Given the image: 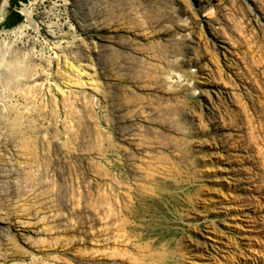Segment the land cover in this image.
Returning <instances> with one entry per match:
<instances>
[{
  "label": "rangeland",
  "instance_id": "1",
  "mask_svg": "<svg viewBox=\"0 0 264 264\" xmlns=\"http://www.w3.org/2000/svg\"><path fill=\"white\" fill-rule=\"evenodd\" d=\"M208 1H9L0 264H264V0Z\"/></svg>",
  "mask_w": 264,
  "mask_h": 264
},
{
  "label": "bare ground",
  "instance_id": "2",
  "mask_svg": "<svg viewBox=\"0 0 264 264\" xmlns=\"http://www.w3.org/2000/svg\"><path fill=\"white\" fill-rule=\"evenodd\" d=\"M9 1L10 0H4L2 5H1V7H0V22L3 20L4 8L8 6ZM69 3H70L69 0H66L65 4L68 5ZM211 5H213V3L211 2V0H209L207 3H205L202 6V10H209L210 12H214V8L213 7H211V9H208V8H210ZM23 12L28 16V19L30 20L31 19L30 18L31 17V13H30L29 8L27 6H25V8L23 9ZM23 28H25V26H23L21 28V30ZM182 28L183 27H179L178 26L176 28L169 29V30L163 32L162 34H158L153 39L148 38L146 33L143 32V31H142L143 33H141V35H137L136 33H132L130 35H132L133 37H136V39H139V42L142 43V44H145V45L148 44V45H150V47H154V48L157 47V46L162 48V47H165L166 45H171V44H173V42L178 41V40H180L181 42H184L186 40V38H183L182 36H181V38H179V36H178V34L180 35V33L184 32V31H182L183 30ZM111 30H109L108 32H112ZM114 31L117 34L119 33V31H117L116 29ZM123 33H125V32H123ZM165 38H167V39H165ZM135 42H137V41H135ZM205 47H206V45H205ZM179 55H181V53H175L172 56H169V58H167V63L169 64L170 68H167L166 71L169 72V71H172V70H176V71H179V72L187 74L189 72L188 71L189 68H191L192 66H196V67L199 66V65H195V64H193L191 62H189L188 65H187L186 64V60L184 58L180 60V58L178 57ZM135 57H136V55H135ZM141 57H143V58L145 57V59L148 58L145 54H141ZM188 78H192V76L189 75ZM16 117H18V116H16ZM15 118L13 117V120ZM17 125H18V122H17V119H15L13 121V123H12V126L16 128ZM16 138H17V136H16ZM23 140H25L24 136H23L22 141ZM14 226L19 227V228L23 227V226H20L19 223H14ZM29 232H30V230L21 231V233H23V234H21V236L18 237V240L24 241V238L29 235Z\"/></svg>",
  "mask_w": 264,
  "mask_h": 264
},
{
  "label": "trees",
  "instance_id": "3",
  "mask_svg": "<svg viewBox=\"0 0 264 264\" xmlns=\"http://www.w3.org/2000/svg\"><path fill=\"white\" fill-rule=\"evenodd\" d=\"M24 2H27V0H24ZM14 15L16 16V19H18V21H21L23 19V16L18 12H15Z\"/></svg>",
  "mask_w": 264,
  "mask_h": 264
},
{
  "label": "water",
  "instance_id": "4",
  "mask_svg": "<svg viewBox=\"0 0 264 264\" xmlns=\"http://www.w3.org/2000/svg\"><path fill=\"white\" fill-rule=\"evenodd\" d=\"M3 1H4V0H0V7H1V5H2Z\"/></svg>",
  "mask_w": 264,
  "mask_h": 264
}]
</instances>
